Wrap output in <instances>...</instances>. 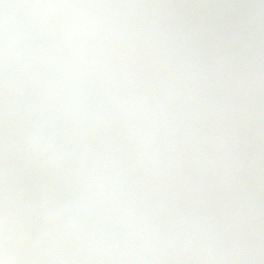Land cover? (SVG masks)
<instances>
[{"label":"rangeland","instance_id":"374dc122","mask_svg":"<svg viewBox=\"0 0 264 264\" xmlns=\"http://www.w3.org/2000/svg\"><path fill=\"white\" fill-rule=\"evenodd\" d=\"M6 2L25 38L18 55L0 56V107L30 122L34 138L0 145V264H100L106 252L96 242L110 237L115 223L138 238L135 264H195L185 260L184 242L221 225L228 231L233 220L221 214L234 210L252 216L264 264V0ZM209 25L218 32L207 42ZM75 74L128 85L148 125L136 142L93 163L74 158L76 129L61 80ZM224 94L231 96L227 105ZM243 128L251 132L246 144L226 136ZM133 150L156 159L131 166L125 156ZM19 157L32 160L46 180L50 201H40V209L32 193L9 180ZM124 180L133 182L137 197L121 194ZM155 192L167 208L150 212L144 202ZM77 214L94 220L86 244L68 229ZM151 227L163 238L154 251L145 245ZM231 254L226 259L218 249L215 256L220 264L260 263L239 249Z\"/></svg>","mask_w":264,"mask_h":264},{"label":"water","instance_id":"95a60500","mask_svg":"<svg viewBox=\"0 0 264 264\" xmlns=\"http://www.w3.org/2000/svg\"><path fill=\"white\" fill-rule=\"evenodd\" d=\"M215 35L216 31L209 28L205 39L209 41ZM5 38L7 42L3 41ZM22 40L21 28L17 22L9 18L3 3L0 2V50L6 54H16ZM63 89L67 110L79 126L78 136L73 146L81 158L89 159L107 152H114L135 139L142 131L144 126L136 118L134 104L124 84H103L90 76H74L64 81ZM229 98V95L224 96V104L229 101ZM25 127L0 111V141L27 137L29 132L23 135ZM229 136L235 141L245 142L249 139L250 133L248 130L231 131ZM134 154L133 156H144ZM149 205L150 208L162 207L164 205L162 196L153 195ZM120 234L119 242L124 244L123 249L128 251L132 243L128 239L130 236L125 233ZM206 238L199 235L186 242L187 259H197L209 253L211 246L208 241L206 242ZM147 242L151 249L161 244L156 230H150Z\"/></svg>","mask_w":264,"mask_h":264},{"label":"flooded vegetation","instance_id":"af4514ba","mask_svg":"<svg viewBox=\"0 0 264 264\" xmlns=\"http://www.w3.org/2000/svg\"><path fill=\"white\" fill-rule=\"evenodd\" d=\"M26 188H31V190L33 188L37 189L36 186H30V187H26ZM134 196H136V195H134ZM239 213L241 214L242 212H239ZM232 214H234V216H232ZM235 214H236L235 210L232 211V213L229 212L228 213L229 216L227 217L225 222H228L231 220H233L232 222H234L235 219H237V218L240 219L239 215L237 216ZM247 214H241V216L243 218H247V216H244ZM252 225H253V221H252V216L250 215L249 219H247V221H245V226H246V227H244L245 231L241 234H235V231H232L233 229H235L233 223H230V225L227 226L228 227V233H226V234H223L220 231V230L226 229L225 226H224V228H222V225L219 226L217 228V232H215L213 234L205 232L208 235H210V239L212 241L211 254L208 257H206L205 259L194 261L193 263L203 264L204 260L209 259L208 261L210 262V264H220V258L218 256H215V253L218 249H219L220 253L225 256L226 259L231 258V255H232L231 253L233 252V249H239V250H242L243 253H246L245 254V255H247L246 260H257L258 256L260 258H262L263 240H262V237L260 234L252 231ZM219 236L227 237L229 239L233 238L234 240L220 239ZM100 241L107 242L108 239H100ZM116 255H117L116 259L115 258L114 259L109 258L107 255L100 256L101 257L99 260L100 264H113L112 259L117 262L119 258L124 256L122 254H119L118 252H116ZM128 261L130 262V264H135L134 258H131V259L129 258ZM230 262H234V263L239 262V258H232L230 260ZM255 262H257V261H255Z\"/></svg>","mask_w":264,"mask_h":264}]
</instances>
